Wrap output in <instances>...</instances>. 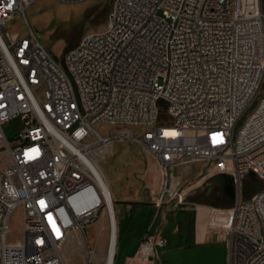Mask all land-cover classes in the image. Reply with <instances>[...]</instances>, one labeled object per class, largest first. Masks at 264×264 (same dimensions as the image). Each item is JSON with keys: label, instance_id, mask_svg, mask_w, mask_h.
<instances>
[{"label": "built area", "instance_id": "obj_1", "mask_svg": "<svg viewBox=\"0 0 264 264\" xmlns=\"http://www.w3.org/2000/svg\"><path fill=\"white\" fill-rule=\"evenodd\" d=\"M34 1L0 0V264H64L73 230L112 217L96 150L125 136L160 165L157 208L184 203L180 165L230 175L227 264H264V0H114L106 26L61 58L32 27H6ZM165 246L159 230L146 234L123 264H157Z\"/></svg>", "mask_w": 264, "mask_h": 264}, {"label": "rangeland", "instance_id": "obj_2", "mask_svg": "<svg viewBox=\"0 0 264 264\" xmlns=\"http://www.w3.org/2000/svg\"><path fill=\"white\" fill-rule=\"evenodd\" d=\"M113 2L114 0H83L64 3L57 0H35L26 6L24 14L14 16L6 27L10 32L20 34L26 33L27 29L32 27L52 54L61 58L84 34L101 30L106 26ZM58 5L70 8L64 10ZM21 128L19 119L11 120L4 125L5 133L11 140ZM99 130L104 135L111 136L122 132L134 134L137 132L134 128L121 126H101ZM96 158L110 182L115 200L114 209L119 221L114 264H123L126 257L134 253L140 233L149 223L150 233L161 230V235L166 239V246L158 249L157 264L159 261L167 264H227L226 245L216 239V233L209 234L206 242H197L191 233L190 225L182 221L185 212L173 209L174 202H165L159 208L155 206L162 173L156 158L144 147L126 136L114 137L109 144L96 150ZM151 162L156 166L152 167ZM189 165V167L180 165L173 171L174 177L179 179L186 189L203 179V176L198 174L202 170V163L194 162ZM194 191L203 193L193 197ZM207 191L209 194H206ZM251 192L252 190L249 191ZM187 193V200L194 198L207 203L212 201L217 203L216 198L219 196L217 187L209 184L207 179ZM130 198L141 201L150 199L151 205H154L146 208L150 217H143V220L137 218L138 221L134 222L132 221L134 217H126V205L120 200ZM18 213L19 211L12 218L11 239L21 236L22 220ZM102 213L99 211L83 229L78 228L70 233L60 251L64 264L104 263L109 223L106 214ZM155 213L159 216L151 221ZM164 214L165 221L162 223L161 215ZM144 222L146 225L142 224Z\"/></svg>", "mask_w": 264, "mask_h": 264}, {"label": "crops", "instance_id": "obj_3", "mask_svg": "<svg viewBox=\"0 0 264 264\" xmlns=\"http://www.w3.org/2000/svg\"><path fill=\"white\" fill-rule=\"evenodd\" d=\"M151 166L155 167L156 165L151 162ZM189 166L190 165H188L187 167H189ZM201 168L202 169L204 168V164H202ZM198 174H199V172H198ZM161 178H162V175H161ZM206 179L208 180V178L206 176H203V179H201V181L206 180ZM201 181H198V182L192 184L191 186H189L187 189V192H191L194 188L198 187L200 185ZM208 183L216 186L218 189V195L219 196L216 198L217 203H213V201H212V203L211 202L207 203L205 201L199 202L198 200H196L194 198H192L191 200H187L185 198L184 204L174 206L173 209H180L182 212H185V216L182 218V221L185 224L190 225L191 233H192L193 237L195 238V241L206 242L209 234L216 233L217 234L216 239L224 242L226 245L225 237H224V233H223V228H222V221H223L224 217H221V216L223 214V210L228 208L230 204H223L220 202L221 188L219 187V185L217 183H211L209 180H208ZM201 193H203V192L194 191L193 197L197 196L196 194H201ZM206 194H209V192L207 191ZM186 196H188V193ZM120 201L126 205L125 206V216L126 217H134L132 220L133 222L135 220L138 221V219L143 220L144 219L143 217H150L149 214L147 213L148 211H146L147 210L146 208H148L150 206H154V205H151L150 199L141 201L139 199H131L130 198L129 200L127 199V200H120ZM114 202H115V200H114ZM158 216H159V214H157V215H156V213L153 214L151 221L154 218L156 219ZM104 217H105V215H104ZM161 217L163 220L162 223H164L165 214L163 216L161 215ZM116 220H117V227H118V231H117V242H118V237H119V224H118V222L119 221L117 218V214H116ZM145 222H146V220H145ZM145 222L142 224L146 225ZM150 225H151V223L147 224V226L145 227L143 232L140 233L139 241L141 240V238L144 235L150 234V230H151ZM160 232H161V230H160ZM131 255L132 254L128 255L127 257H129Z\"/></svg>", "mask_w": 264, "mask_h": 264}, {"label": "bare ground", "instance_id": "obj_4", "mask_svg": "<svg viewBox=\"0 0 264 264\" xmlns=\"http://www.w3.org/2000/svg\"><path fill=\"white\" fill-rule=\"evenodd\" d=\"M51 2V1H50ZM60 9H68L70 7L58 5ZM99 170L97 169V174L99 178L101 179L102 185L105 188V191L107 195L109 194V197L111 199V209H112V217H108V223H109V232H108V239H107V249L105 254V259L103 264H114L115 254H116V246H117V220H116V212L114 209V196L113 192L110 186V182L103 170V168L99 165ZM177 178L174 179V183L177 181Z\"/></svg>", "mask_w": 264, "mask_h": 264}, {"label": "water", "instance_id": "obj_5", "mask_svg": "<svg viewBox=\"0 0 264 264\" xmlns=\"http://www.w3.org/2000/svg\"><path fill=\"white\" fill-rule=\"evenodd\" d=\"M211 183H217L221 188L220 202L223 204H231L234 200V189L232 177L225 173H219L209 178ZM262 187L261 182L255 183L254 186H250L249 190H258Z\"/></svg>", "mask_w": 264, "mask_h": 264}]
</instances>
